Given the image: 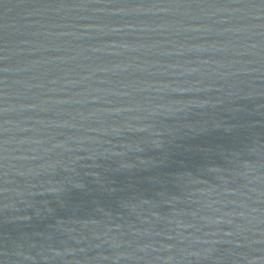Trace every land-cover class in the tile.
I'll return each instance as SVG.
<instances>
[{"label": "water", "instance_id": "water-1", "mask_svg": "<svg viewBox=\"0 0 264 264\" xmlns=\"http://www.w3.org/2000/svg\"><path fill=\"white\" fill-rule=\"evenodd\" d=\"M0 264H264V0H0Z\"/></svg>", "mask_w": 264, "mask_h": 264}]
</instances>
